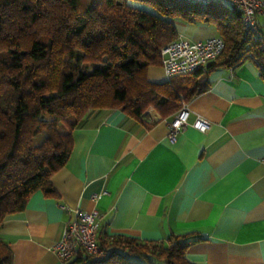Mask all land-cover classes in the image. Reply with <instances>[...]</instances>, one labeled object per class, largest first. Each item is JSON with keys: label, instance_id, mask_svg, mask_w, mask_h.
<instances>
[{"label": "crops", "instance_id": "1", "mask_svg": "<svg viewBox=\"0 0 264 264\" xmlns=\"http://www.w3.org/2000/svg\"><path fill=\"white\" fill-rule=\"evenodd\" d=\"M174 25L187 41L217 34L213 26ZM148 78L165 80L162 66L150 67ZM208 81L181 102L188 124L173 140L168 121L180 108L166 117L153 107L137 117L88 110L51 176L56 197L35 191L0 226L12 264H63L53 246L76 209L99 212V245L116 236L166 242L173 234L188 240L184 255L194 264H264V78L245 59L216 68ZM198 115L210 121L207 130L191 125Z\"/></svg>", "mask_w": 264, "mask_h": 264}, {"label": "trees", "instance_id": "2", "mask_svg": "<svg viewBox=\"0 0 264 264\" xmlns=\"http://www.w3.org/2000/svg\"><path fill=\"white\" fill-rule=\"evenodd\" d=\"M174 21L213 26L224 49L195 71L152 81L149 68L161 65L162 48L178 36ZM260 32L244 30L241 13L221 0H0V226L35 191L56 197L51 176L88 110L137 117L153 106L166 117L208 88L211 71L245 59L264 78V25ZM187 245L173 234L166 242L116 236L100 243L102 259L79 253L63 264H194ZM12 259L0 240V264Z\"/></svg>", "mask_w": 264, "mask_h": 264}, {"label": "built area", "instance_id": "3", "mask_svg": "<svg viewBox=\"0 0 264 264\" xmlns=\"http://www.w3.org/2000/svg\"><path fill=\"white\" fill-rule=\"evenodd\" d=\"M186 1L209 4L215 0ZM221 1L230 4L241 13L244 30L257 37L261 35L262 25L258 18L264 17V0ZM223 49L224 41L218 35H210L192 41H187L178 35L161 50V66L165 80L169 81L173 76L187 74L203 67L218 57ZM188 117L189 109L183 102L180 109L168 121L167 137L170 140H173L177 133L188 124ZM191 125L200 131H205L210 126V121L198 115ZM261 161L264 162V158H261ZM92 198H95V195ZM99 226L100 214L96 209L74 210L73 220L66 223L61 238L53 246V251L63 262L75 258L79 253L102 259L106 252L98 243Z\"/></svg>", "mask_w": 264, "mask_h": 264}, {"label": "rangeland", "instance_id": "4", "mask_svg": "<svg viewBox=\"0 0 264 264\" xmlns=\"http://www.w3.org/2000/svg\"><path fill=\"white\" fill-rule=\"evenodd\" d=\"M150 107H153V106H150ZM149 108V107H148ZM147 108V109H148ZM154 108V107H153ZM69 121H72V119L71 118H69ZM65 130V126H63V125H60V131H64ZM40 135H38L36 138H35V141L36 140H39L40 139V137H39ZM39 138V139H38Z\"/></svg>", "mask_w": 264, "mask_h": 264}]
</instances>
